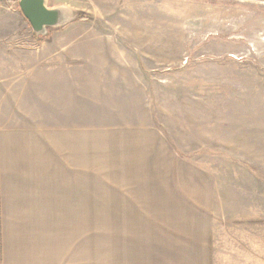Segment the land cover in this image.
<instances>
[{
  "label": "rangeland",
  "instance_id": "374dc122",
  "mask_svg": "<svg viewBox=\"0 0 264 264\" xmlns=\"http://www.w3.org/2000/svg\"><path fill=\"white\" fill-rule=\"evenodd\" d=\"M59 5L86 18L49 28L41 41L59 50L54 41L69 40L62 50L68 52L79 39L93 38L118 61L112 66L133 72L127 95H111V109L90 106L87 114L116 116L120 125L102 124L104 130L164 135L170 171L181 167L183 178L193 172L199 190L207 186L210 264H264V0H47L48 7ZM15 11L19 30L36 38L19 4L0 14ZM89 180L84 220L28 218L7 223L8 234L26 231L36 256L48 252V231H64L51 246L54 264H158L157 240L165 239L157 221L126 241L124 221L112 220L108 187L95 189ZM177 193L171 187L167 199ZM168 204L153 207L151 219L185 211ZM176 225L165 223V241Z\"/></svg>",
  "mask_w": 264,
  "mask_h": 264
},
{
  "label": "crops",
  "instance_id": "0c3cea01",
  "mask_svg": "<svg viewBox=\"0 0 264 264\" xmlns=\"http://www.w3.org/2000/svg\"><path fill=\"white\" fill-rule=\"evenodd\" d=\"M16 12L0 14V264L55 263L51 246L55 237L61 242L64 231H48V252L35 256L26 231L10 235L8 224L28 218L69 223L80 214L84 220L87 175L95 189L108 187L112 220L124 221L120 236L126 241L139 239L151 220L166 240L165 223L174 220L177 228L169 227L174 235L157 240L163 247L158 264L166 262L165 255L170 264H210L207 186L202 182L199 190L193 172L189 180L183 178L181 167L170 171L164 135L104 130L102 124L120 125L116 116L87 114L90 106L111 109V95L113 100L127 95L133 72L112 66L118 61L109 60L111 53L93 38L79 39L68 52L62 50L69 40L54 41L59 50L46 41L28 40ZM174 186L180 196L171 201L167 193ZM166 203L185 211L174 209L169 221L151 219L153 207ZM32 232L34 237L38 231Z\"/></svg>",
  "mask_w": 264,
  "mask_h": 264
},
{
  "label": "water",
  "instance_id": "95a60500",
  "mask_svg": "<svg viewBox=\"0 0 264 264\" xmlns=\"http://www.w3.org/2000/svg\"><path fill=\"white\" fill-rule=\"evenodd\" d=\"M18 4L36 38L47 34L49 28L66 25L78 17L64 6L48 7L47 0H19Z\"/></svg>",
  "mask_w": 264,
  "mask_h": 264
},
{
  "label": "built area",
  "instance_id": "2783aa9c",
  "mask_svg": "<svg viewBox=\"0 0 264 264\" xmlns=\"http://www.w3.org/2000/svg\"><path fill=\"white\" fill-rule=\"evenodd\" d=\"M19 0H0V9L13 11L17 8Z\"/></svg>",
  "mask_w": 264,
  "mask_h": 264
},
{
  "label": "trees",
  "instance_id": "16d2710c",
  "mask_svg": "<svg viewBox=\"0 0 264 264\" xmlns=\"http://www.w3.org/2000/svg\"><path fill=\"white\" fill-rule=\"evenodd\" d=\"M86 17L83 15V14H80L78 17H77V20L78 21H82L84 20ZM36 40H41V37H37L35 38Z\"/></svg>",
  "mask_w": 264,
  "mask_h": 264
}]
</instances>
